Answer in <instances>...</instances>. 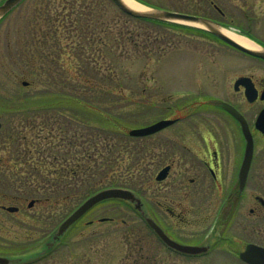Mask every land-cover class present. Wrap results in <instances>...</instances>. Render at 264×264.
Wrapping results in <instances>:
<instances>
[{"label": "rangeland", "instance_id": "obj_1", "mask_svg": "<svg viewBox=\"0 0 264 264\" xmlns=\"http://www.w3.org/2000/svg\"><path fill=\"white\" fill-rule=\"evenodd\" d=\"M141 1L153 9L219 19L226 24L224 28H250V34L264 40V0ZM210 2L225 13L224 18ZM110 3L111 9H100L89 17L93 34L87 33L88 29L86 35L80 34L79 27L62 34L76 48L80 42L87 43L89 61L82 64L72 62L76 55L71 46L68 49L62 40L49 41L44 36L58 1L23 0L0 21V168L3 164L10 167L0 172V257L20 259L14 264H241L221 242L200 259L169 255L158 249L135 210L119 200L95 205L64 233L50 253L27 261L31 253L44 249L50 235L78 204L111 184L136 192L140 200L151 204L157 189L168 185V180L159 186L155 181L160 162L168 157L170 140L164 137L168 130L146 138L129 137L128 132L167 118L169 106L185 94L195 96L189 101L214 103L224 82L226 88L250 61L208 34L169 22L135 18H128L122 28L137 46L113 60L118 54L112 41L117 29L108 30L106 25L116 16L114 12H122ZM97 37L103 39L98 40L106 61H96L90 55L93 51H88V38ZM111 60L117 72L106 70ZM57 95L80 98L82 104L93 106L92 111L106 109L124 132L110 134L109 128L96 123L90 111H85V105ZM85 149H90L95 163L92 172L82 177L85 181L77 182L81 183L78 189L73 180H64L59 172L61 165L83 159ZM263 150L264 142L259 141L256 151ZM33 168L50 174L42 178L31 172ZM16 169L23 175L17 178L13 174ZM19 200L26 201L24 210L35 201L33 209L23 213L6 210ZM213 214L209 213L205 223L187 230H218ZM85 221L91 224L85 225ZM249 229L251 226L242 222L222 227L242 236L244 243L237 251L247 243L264 247V218L256 220L255 234H247Z\"/></svg>", "mask_w": 264, "mask_h": 264}, {"label": "flooded vegetation", "instance_id": "obj_2", "mask_svg": "<svg viewBox=\"0 0 264 264\" xmlns=\"http://www.w3.org/2000/svg\"><path fill=\"white\" fill-rule=\"evenodd\" d=\"M210 3L218 16L224 18L225 13L213 2ZM212 20L226 25L219 19ZM239 31L264 47V40L250 34V28ZM242 57L247 62L250 60L248 66L226 88L227 83L224 82L214 103L200 102L199 97L198 103L189 101L195 99L192 94L180 96L181 101L169 106L170 114L165 119L171 123L158 132L168 130L164 137H168L170 142L167 145L168 157L160 162L161 168L158 170L166 169V178L156 182V186L166 180L168 185L157 189L156 198L151 200V204L141 200L137 214L142 220L145 217L152 219L170 240L179 245L206 247V251L200 254H185L169 247L155 231H149L158 249L161 247L169 255L183 260L203 258L211 253L216 243L221 242L228 246L231 252H226L238 262L250 264L240 254L251 243L237 251L244 243L242 236L238 232L224 231L222 227L242 222L251 226L247 234H255L256 220L264 218V150L256 151L258 142H264V59L244 53ZM224 104L234 109L238 116L229 113ZM245 134L252 140L253 151L241 186L239 172L245 158ZM2 160L0 157V163ZM9 169L3 164L0 172ZM24 202H16L15 213L33 209L34 205H27L24 210ZM210 207L214 209L210 211ZM212 212L217 217L218 230H200V233L187 230L188 227L205 223ZM111 220L108 218V221ZM84 224L89 225L91 221ZM60 240L61 237L56 241L50 238L44 243V249L31 253L33 257L29 256L27 261L50 253Z\"/></svg>", "mask_w": 264, "mask_h": 264}, {"label": "trees", "instance_id": "obj_3", "mask_svg": "<svg viewBox=\"0 0 264 264\" xmlns=\"http://www.w3.org/2000/svg\"><path fill=\"white\" fill-rule=\"evenodd\" d=\"M58 1V6L57 9L55 10V12L52 10L49 22L50 25L49 27H47L46 33H45V38L49 41H60L62 40L65 43L66 48L70 49V46L72 47V49L75 51V55L73 58V63L76 62L77 64H82L85 61L88 60V57L86 56V49H85V45L87 44L85 42V44H83L82 42H80L79 44H77V48L74 47V42H72L70 40V38H64L62 36V34H67V32H69L70 29L72 30H76L78 27L80 28V34L84 33L85 29L87 30V33L93 34L90 31V22L91 20H89V17H91V15L93 14V12H98V10L103 9L104 12L105 10L107 11L109 8L111 9V3L110 0H56ZM143 4H146L144 1L141 0H137ZM50 4V3H49ZM49 4H47V8L49 7ZM104 7V8H103ZM108 9H105L107 8ZM48 11V9H47ZM96 12V13H97ZM48 13H50L48 11ZM116 14L115 17L111 18V21L106 25L107 29H114L116 28L117 31L114 34V37L112 38L113 43L116 46L117 49V53L115 55V57L113 58V60H116L118 58H122L124 56V54H127L129 52V50H133L135 49V47L137 46V44L132 41L130 38L133 36L129 35V33L127 32V30L125 28H122L123 25L127 24L126 21L128 20V18H131L130 16H127L123 13H119V12H114ZM122 16V17H120ZM126 17V18H123ZM97 19L95 20V22H98V17H96ZM118 20V22H117ZM59 25V26H57ZM48 33V34H47ZM51 33V34H50ZM85 34V33H84ZM86 35V34H85ZM94 36V35H92ZM97 37L95 38H88V40L91 42L89 47H88V51H93L90 52V55L93 56V58H95L96 61H98V59H102L104 61H106L103 58V49H101V43L99 42V40H103V39H99ZM69 41V42H68ZM93 44V47H92ZM120 50V52H119ZM89 55V54H88ZM112 58V56H111ZM89 61V60H88ZM106 70H108L109 72H117V68L115 66L114 61H107L106 63ZM73 98V101L75 103H78L79 106H84L83 107L86 110L90 111L91 117L95 120V122H100L103 124V127L105 128H109L110 134H122L124 131L121 130V126L120 124L117 123L116 117L113 116L111 112H107L106 109L105 110H101L100 112H98V110H93L91 109V107H93L91 105L88 106L86 104H82L80 98H76L74 96H62V95H57L56 98ZM28 101H33L30 98L28 99ZM26 101V103L28 102ZM23 102V101H22ZM28 102V103H29ZM24 103V104H26ZM81 103V104H80ZM25 108V106H24ZM94 109V108H93ZM68 111V110H67ZM83 125H86L87 122L83 121L81 122ZM108 125V126H107ZM107 131V130H106ZM103 133H106L105 131ZM96 136V133L94 134ZM84 139V138H83ZM85 141V140H84ZM108 149L111 148V146H107ZM95 150V148H93ZM87 150V149H85ZM93 150V151H94ZM90 149H88L87 151L84 152L83 155V159H80L79 161L75 162L73 161L72 165L69 166H64L60 168V175L63 177L64 180H68V178H70V180H73V184L77 185V182L81 179L83 182L85 181L86 177H84V179H82L83 176H85L86 174H90L92 172V169L94 168L93 163H95V160H92V155L91 153H89ZM94 153V152H93ZM92 168V169H91ZM30 167L29 170L30 171ZM34 171H31L33 173H38V175L40 174L41 177H46L48 176L50 173H47V170H44V172H39V171H35L36 169L33 168ZM18 169L15 170V176L19 175H23V173H19ZM32 174V173H31ZM79 178V179H78ZM89 178V176H87V179ZM81 184V183H80ZM77 185L78 189H79V185ZM111 187H117V185L111 184ZM109 186V187H110ZM67 187V186H66ZM79 193V192H78ZM90 195V194H89ZM88 196V195H87ZM66 197V196H65ZM86 198V197H85Z\"/></svg>", "mask_w": 264, "mask_h": 264}, {"label": "water", "instance_id": "obj_4", "mask_svg": "<svg viewBox=\"0 0 264 264\" xmlns=\"http://www.w3.org/2000/svg\"><path fill=\"white\" fill-rule=\"evenodd\" d=\"M23 0H5L2 4H0V20L4 18L7 14H9L15 7H17ZM112 2L115 4V6L122 11L124 14L131 16L136 19H143V20H154V21H162V22H169V23H175L179 25L184 26H190L198 29H202L204 31H207L208 33L212 34L216 38L220 39L221 41L229 44L230 46L236 48L237 50H240L246 54L260 57L264 59V48L260 47L259 45L255 44L256 49L255 50H249L246 49L233 40H231L229 37L224 35L221 30L223 28L219 26L218 24L214 23L210 19L195 16V15H189V14H183V13H176V12H168L158 9H153L148 6H144L145 9L142 11L134 10L128 7L122 0H112ZM143 6V5H142ZM23 85H26V83H23ZM228 107V106H227ZM229 111L235 114V111L229 107ZM171 122L167 120L159 121L157 123H154L150 126L144 127V128H138V129H132L129 131L130 136L139 137V136H145L153 134L160 129L166 127ZM253 149L252 141L249 139L247 141L246 146V158L244 161V164L241 167L240 174L242 176V183L243 179H245L246 171H247V164H248V157H250L251 151ZM166 176V169L162 170L158 176L156 177L157 180H162ZM107 199H122L126 201H130L134 204L136 209H140V203L139 200L130 192L124 189L119 188H113V189H106L102 190L90 198H88L82 205H80L69 217H67L57 228L56 232L53 234L52 238L53 240L57 239L59 236H61L64 231L77 219H79L83 214H85L91 207L96 205L97 203L107 200ZM33 204V201L30 202L29 206ZM15 208H7V211L13 212ZM148 225L151 227L152 230H154L161 239L171 248L176 249L177 251L183 252L185 254L189 255H196L200 254L202 252L206 251V247H200V246H183L179 245L172 240H170L163 231L151 220L146 219ZM241 257L249 260V262L253 264H264V249L257 248L255 246H248L246 248L245 253L241 254ZM14 260H10L8 258L0 257V264H10Z\"/></svg>", "mask_w": 264, "mask_h": 264}, {"label": "bare ground", "instance_id": "obj_5", "mask_svg": "<svg viewBox=\"0 0 264 264\" xmlns=\"http://www.w3.org/2000/svg\"><path fill=\"white\" fill-rule=\"evenodd\" d=\"M128 7H130L131 9L134 10H138V11H142L145 9L144 6H142L141 4H139L138 2H136L135 0H122ZM221 32L226 35L227 37H229L231 40H233L234 42H236L237 44H239L240 46L249 49V50H255L256 46L255 44H253L251 41L247 40L246 38L234 34L230 31H227L225 29L221 30Z\"/></svg>", "mask_w": 264, "mask_h": 264}]
</instances>
